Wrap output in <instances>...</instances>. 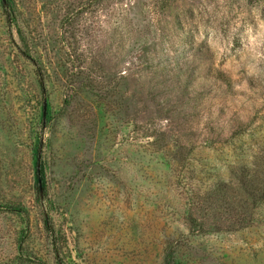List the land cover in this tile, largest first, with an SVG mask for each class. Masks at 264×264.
<instances>
[{"label": "rangeland", "instance_id": "rangeland-1", "mask_svg": "<svg viewBox=\"0 0 264 264\" xmlns=\"http://www.w3.org/2000/svg\"><path fill=\"white\" fill-rule=\"evenodd\" d=\"M262 24L264 0H0V264H264Z\"/></svg>", "mask_w": 264, "mask_h": 264}, {"label": "trees", "instance_id": "trees-1", "mask_svg": "<svg viewBox=\"0 0 264 264\" xmlns=\"http://www.w3.org/2000/svg\"><path fill=\"white\" fill-rule=\"evenodd\" d=\"M41 83L43 84V82H41ZM38 192H40V188H38ZM46 229H47V233H49L48 238L51 241L52 246L55 247L54 252H55L56 256L59 257L61 251L58 247L56 248V242H57L56 234H54L52 229L51 230L49 229V225L46 227ZM166 252H168L167 256H169V259H173L176 255L174 248H172V245L168 246V248L166 249ZM166 257H165V259H166ZM168 264H170V263H168Z\"/></svg>", "mask_w": 264, "mask_h": 264}, {"label": "clouds", "instance_id": "clouds-1", "mask_svg": "<svg viewBox=\"0 0 264 264\" xmlns=\"http://www.w3.org/2000/svg\"><path fill=\"white\" fill-rule=\"evenodd\" d=\"M261 29H262L261 35L264 36V24L261 25ZM253 42L254 43L256 42L255 38H254Z\"/></svg>", "mask_w": 264, "mask_h": 264}, {"label": "water", "instance_id": "water-1", "mask_svg": "<svg viewBox=\"0 0 264 264\" xmlns=\"http://www.w3.org/2000/svg\"><path fill=\"white\" fill-rule=\"evenodd\" d=\"M45 114H46V104L44 106V117H45Z\"/></svg>", "mask_w": 264, "mask_h": 264}]
</instances>
